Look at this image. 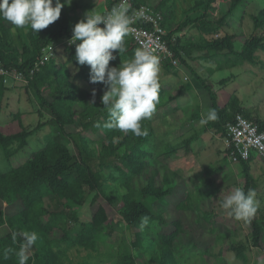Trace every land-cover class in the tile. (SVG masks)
Wrapping results in <instances>:
<instances>
[{
  "label": "trees",
  "instance_id": "trees-1",
  "mask_svg": "<svg viewBox=\"0 0 264 264\" xmlns=\"http://www.w3.org/2000/svg\"><path fill=\"white\" fill-rule=\"evenodd\" d=\"M118 1L108 0L106 9L100 13L109 12ZM185 1L190 6L183 11L176 28H173L177 19L175 0H160L156 4L151 0H132V4L133 8L154 5L163 11L167 39L175 56L191 70L211 98L216 118L208 119L206 128L224 137L227 125L238 113L255 117L244 108L237 94L232 95L228 104L221 105L217 91L189 61H216L212 73L246 63H264L261 56L264 54V8L252 16L256 33L245 38L231 32L230 28L236 11L248 0ZM226 1L229 4L226 5ZM82 17L72 14L65 4L58 20L39 33L28 26L21 29L0 19V61L7 68L17 69L25 75L27 89L34 92L42 108L52 112L57 127V133L47 136L42 148L14 165L15 156L29 145L30 137L41 126L30 130L19 117L22 130L6 134L0 121V147L11 163L10 170L0 169V264H88L93 260L96 264L103 263L95 258L103 256L101 258L106 260V254L98 249L99 238L111 235L115 228L105 207L101 206L94 214L90 212V207L100 197L112 204L120 203L118 213L122 219L130 226H140L135 241L121 242L118 264H182L179 259L182 251L198 248L199 243L196 232L184 222L180 213L196 212L200 228L214 225L215 212L208 206L213 204L211 196L198 186L194 192H185L186 196H181L178 204L170 205L168 197L179 191L184 179L172 163L160 160L174 152L171 141L160 135L148 119L141 122L142 130L147 132L143 136L104 126L108 120L101 102L105 86L90 82V67L77 63L74 44L62 45L64 39L71 38L72 25ZM187 28L197 29L199 39L186 40L176 36ZM240 40L242 46L239 48L237 42ZM123 45L126 51L120 56L116 50V59L110 61V66H118L122 59L132 58L140 47L129 32L123 38ZM52 46H58L57 52L64 61L52 56L37 68L44 56L43 50ZM196 52L200 54L196 56ZM159 63L167 73L178 75V66L171 60H159ZM72 66L77 68L75 73ZM33 69H36L35 74H31ZM160 84L159 104L167 94L162 80ZM5 88L4 78L0 76V91ZM93 89L96 90L95 97ZM193 116L194 119L201 118L198 114ZM255 119L264 128V120ZM69 126L80 130L69 131ZM87 131L102 133L97 145L85 135ZM192 140L185 141L188 151ZM259 161L253 156L239 163L245 192L258 187V176L253 167ZM217 171L213 165L207 167L204 182L217 186L210 177ZM47 199L50 205H47ZM152 200L167 204L172 212L177 210L179 213L172 216L169 211L156 214L150 205ZM255 214L248 218L250 236L230 246L245 264L250 261L248 251L251 248L264 250V208L257 207ZM144 217H147V223H143ZM153 223L160 227L157 236L146 230ZM32 236L35 239L29 243ZM27 248H30L29 252ZM72 250L77 252L76 258L70 254ZM202 262L229 264L223 252L214 255L209 248L205 250Z\"/></svg>",
  "mask_w": 264,
  "mask_h": 264
},
{
  "label": "rangeland",
  "instance_id": "rangeland-1",
  "mask_svg": "<svg viewBox=\"0 0 264 264\" xmlns=\"http://www.w3.org/2000/svg\"><path fill=\"white\" fill-rule=\"evenodd\" d=\"M160 0H151L153 4ZM108 0H72L70 5L67 4L72 14L84 15L86 11L92 10L102 12L106 9ZM77 4V6H76ZM225 4H229L226 1ZM76 6V7H75ZM177 7V19L173 28L178 26V20L183 16V11L190 5L185 0H175ZM264 8V0H248L240 9L236 11V16L232 21L230 28L231 32L244 36L251 37L256 33L252 16L257 14ZM261 33V32H260ZM177 37L186 38V40H198L200 33L197 29L187 28L183 32L178 33ZM186 36V37H185ZM242 40L237 42V46H242ZM200 53L196 52L198 56ZM54 56H60L59 52H55ZM264 60V54H261ZM64 61V59H63ZM204 78H207L212 87L217 91L219 102L221 105H226L230 102L233 94H237L242 104H245L253 111L260 110V116L264 118V63L252 65L246 63L242 66L217 70L212 73V69L217 66L216 61H189ZM180 75L174 73L167 74L160 66L159 79L163 82V87L168 95L161 99L159 107H156L152 116L148 119L159 130V134L171 141L174 146V152L167 158L161 157L160 160L166 163H172L173 167L179 170L183 176L181 188L175 194L168 197L170 205H175L180 202L181 196H186L187 191H196L198 186H201L211 196L213 201L212 206L208 205L215 212L214 225L207 224V228H200L197 223V213L194 211H182L181 217L184 222L195 231L199 247L194 249H186L182 251L179 259L182 264H203L202 258L206 249L214 255H219L223 252L224 257L229 264H245L241 259L236 257V254L231 250L230 246L233 242L246 239L251 234V228L248 224L249 219L237 220L234 217L228 216L220 209L219 201L224 196L230 194L236 188L244 190L245 183L242 175V166L239 163H230L225 157V142L223 136L206 128L208 114L212 110L210 105L211 98L209 93L201 88L199 94L202 102L207 105L202 109L203 117L194 119V114H200L197 110V105L202 103L199 99L198 92L191 88V93L187 94V85L200 86L201 84L192 75L191 70L179 63ZM212 68V69H211ZM72 72H76L77 68L72 66ZM223 80H227L223 83ZM85 84L83 81H79ZM202 86V85H201ZM180 90V93H179ZM48 91V90H47ZM46 91V96L49 97V92ZM106 88L104 89V92ZM198 91V90H197ZM178 95L176 98L175 95ZM180 94V95H179ZM180 102L184 108L180 106ZM199 102V103H198ZM212 104V103H211ZM251 110H247L252 113ZM255 117L254 115H252ZM30 130H35L38 126L40 129L30 137L29 145L20 151L14 158L13 164L16 165L30 156L31 153L42 148L46 143V138L50 134L57 133V127L53 120V114L50 110L41 107L34 92L27 89V82H15L11 80L6 83V88L0 91V121L2 129L6 134H12L22 130L20 118ZM257 118V117H255ZM205 121L201 123V121ZM69 131H79L80 129L74 126L68 127ZM171 132V134H168ZM160 134V135H161ZM85 135L91 140L94 145L100 141L102 133L93 131L85 132ZM188 138H193L190 144V150H187L185 141ZM260 166H254L253 172L258 176L257 185L255 188L256 200L258 208H264V162L259 161ZM215 166L218 171L210 177L216 182L217 186H209L204 182L206 177V168ZM11 168V163L7 160L3 149L0 147V169L8 171ZM186 192V193H185ZM114 192H112L113 194ZM93 197V196H91ZM47 205H50V200H46ZM151 207L156 214L166 213L176 215L177 210L172 212L171 206L167 204L151 201ZM105 207L110 218L114 220L115 230L111 235L106 234L99 238L98 249L106 254V260L103 256H95L100 264H118V249L123 240L128 242L135 241L137 232L140 231L139 225L130 226L122 219L118 213L120 203L112 204L108 199L100 197L98 201L90 207L91 213H96L100 207ZM89 209V208H87ZM256 216V214H253ZM209 227L213 229L208 230ZM159 225L151 224L146 230L157 236ZM27 252L30 248L26 249ZM73 257H77V252L72 250L70 253ZM147 256L149 253L146 252ZM250 261L248 264H264V250L259 248H251L248 251ZM96 261H90L88 264H96Z\"/></svg>",
  "mask_w": 264,
  "mask_h": 264
},
{
  "label": "clouds",
  "instance_id": "clouds-1",
  "mask_svg": "<svg viewBox=\"0 0 264 264\" xmlns=\"http://www.w3.org/2000/svg\"><path fill=\"white\" fill-rule=\"evenodd\" d=\"M71 3L72 0H0V19L17 28L28 26L39 33L57 21L65 4ZM129 23L127 8L122 4L106 13L92 9L72 25L73 34L68 43L76 46L77 63L90 67V82L102 83L106 88L101 100L108 114L104 126L143 136L147 132L142 130L141 122L152 116L159 103L160 63L149 47L141 46L132 58L110 66V61L116 59V50L120 56L126 51L123 38L128 33ZM95 94L93 89V97ZM207 118L215 119V110H211ZM219 203L228 216L246 221L256 212L259 202L254 189L245 192L238 187ZM143 223H147V217L143 218ZM34 239L30 237L29 243Z\"/></svg>",
  "mask_w": 264,
  "mask_h": 264
},
{
  "label": "built area",
  "instance_id": "built-area-1",
  "mask_svg": "<svg viewBox=\"0 0 264 264\" xmlns=\"http://www.w3.org/2000/svg\"><path fill=\"white\" fill-rule=\"evenodd\" d=\"M123 5L127 8L129 29L133 40L141 47L147 46L159 58L160 61L171 60L174 65H179V59L175 56L171 44L167 39V27L164 24V13L154 5L143 4L133 8L132 0H119L115 7ZM103 26V25H101ZM66 38L62 45H70ZM61 45V44H60ZM58 46L45 48L44 56L37 63V68L54 56ZM36 69L31 71L35 74ZM0 76L5 83L11 80L15 82H28L25 75L17 69L7 68L0 61ZM225 142V157L230 163H240L242 160H250L255 156L264 162V128L257 119L249 118L243 113H238L233 122L227 125V134L223 137Z\"/></svg>",
  "mask_w": 264,
  "mask_h": 264
},
{
  "label": "crops",
  "instance_id": "crops-1",
  "mask_svg": "<svg viewBox=\"0 0 264 264\" xmlns=\"http://www.w3.org/2000/svg\"><path fill=\"white\" fill-rule=\"evenodd\" d=\"M180 68H182V67H180V66H178L177 68H176V72H178V75H180V73H179V71H183V70H179ZM199 72V71H198ZM170 73H174V72H170ZM200 73V72H199ZM167 74H169V73H167ZM175 74V73H174ZM201 74V73H200ZM202 75V74H201ZM197 84H193V86H189V85H187V88L186 89H188V91L186 90V93L187 94H190L191 93V88L192 87H194V89L196 90V92H198V95H199V99L201 100V102H202V98H201V96H200V94H199V91H200V89L202 88L203 89V86H196ZM198 90V91H197ZM206 90V89H205ZM179 93H180V90H179ZM181 94V93H180ZM179 94V95H180ZM167 95H168V92H167ZM176 96V98L178 97V95L176 94L175 95ZM199 103V102H198ZM205 103H199L198 105H197V110H199L200 111V114L201 115H198V116H201V118L203 117L202 115H203V113H202V109H204V107L205 106H207V105H204ZM180 106H177L176 108L177 109H180V107H182V108H184V106H182V103L180 102V104H179ZM210 105H211V103H210ZM243 106H244V108L246 109V110H251V109H249V107H247L245 104H243ZM212 107V106H211ZM252 111V115H254L255 117H257L258 119H262V120H264V118H262L261 116H260V110L258 109L257 111H253V110H251ZM196 114H198V113H196ZM201 118H199V119H201ZM255 166H260V162H258V164H256Z\"/></svg>",
  "mask_w": 264,
  "mask_h": 264
}]
</instances>
